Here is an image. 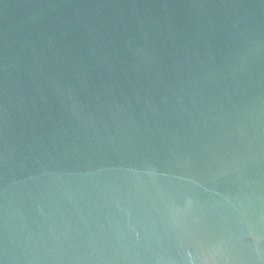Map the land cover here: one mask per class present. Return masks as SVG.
<instances>
[{"label":"water","instance_id":"1","mask_svg":"<svg viewBox=\"0 0 264 264\" xmlns=\"http://www.w3.org/2000/svg\"><path fill=\"white\" fill-rule=\"evenodd\" d=\"M0 264H264V0H0Z\"/></svg>","mask_w":264,"mask_h":264}]
</instances>
